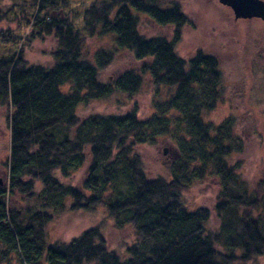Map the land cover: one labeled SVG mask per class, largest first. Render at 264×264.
Here are the masks:
<instances>
[{"label":"trees","instance_id":"16d2710c","mask_svg":"<svg viewBox=\"0 0 264 264\" xmlns=\"http://www.w3.org/2000/svg\"><path fill=\"white\" fill-rule=\"evenodd\" d=\"M65 2L32 0L31 37L57 41L52 67L29 65L22 52L0 57V106L11 111L8 182L0 185V263L14 255L21 264H251L264 258V177L251 185L234 163L243 151L235 117L216 126L205 120L224 99L223 72L217 59L201 51L190 59L178 56L182 30L190 25L180 4L97 0L85 12L84 30L111 35L114 46L90 60L82 30L60 14ZM12 10L0 8V23ZM143 19L173 28L172 39L144 35ZM0 42L14 43L2 35ZM122 52L138 69L105 81ZM147 79L167 91L150 117L141 118L137 109L82 115V107L115 95L136 96ZM172 136L181 156L169 165V180L150 178L139 148ZM84 168L80 187L56 176L69 178ZM207 177L220 183L213 212L190 211L183 195ZM15 194L32 205L9 208ZM68 207L105 208L117 229H132V244L124 254L112 250L98 226L50 244L47 225ZM212 214L217 229L211 228Z\"/></svg>","mask_w":264,"mask_h":264},{"label":"rangeland","instance_id":"374dc122","mask_svg":"<svg viewBox=\"0 0 264 264\" xmlns=\"http://www.w3.org/2000/svg\"><path fill=\"white\" fill-rule=\"evenodd\" d=\"M97 0H66L60 9L63 18H68L76 29L84 34V54L91 60L101 51L114 46L113 37L99 31L91 36L84 30V16ZM180 4L188 16L190 25L182 30V39L176 52L183 59L192 58L198 51L218 60L224 77V99L217 108L206 116V121L214 126L229 117L238 122V133L243 140V151L234 157V163L242 167L246 182L252 185L264 177V21L260 19L236 20L233 11L220 4L219 0H168ZM264 1V0H263ZM20 5L18 7H14ZM0 8L13 10L7 19L0 23V35L12 37L14 43L0 42V57L22 52L23 59L29 65L50 68L54 65L53 53L57 50V41L51 35L32 38L28 22L36 15L32 0H0ZM141 32L147 37L161 36L169 40L173 37V28H162L143 19ZM29 38V39H27ZM27 41H26V40ZM24 40V42H23ZM128 52H122L118 59L105 71L103 79L112 81L129 70L138 69ZM68 86L62 89L67 90ZM167 98L165 88H157L147 79L144 87L134 97L115 95L104 101L82 107V115H124L137 109L141 118H148L154 113L155 105ZM10 110L0 106V181L7 185L10 158ZM174 120V119H173ZM175 121V120H174ZM179 135H183V124L177 121ZM145 170L150 178L162 177L169 180L168 167L181 155L177 139L160 138L155 144L139 148ZM86 168L69 178L56 173L60 182L72 187H80L85 177ZM1 185V186H2ZM41 186L37 185L36 190ZM220 193L217 178L207 177L195 183L185 195L183 202L190 211L207 208L213 212ZM32 202L19 194L11 195L8 207L25 211ZM71 205V202L69 203ZM211 228L217 229L218 222L214 215ZM100 227L102 235L112 250L124 254L125 247L132 244L134 233L130 227L119 230L109 218L105 208L73 212L68 209L56 215L47 225L50 244L69 242L79 237L84 231ZM0 264H21L17 255ZM251 264H264L260 258Z\"/></svg>","mask_w":264,"mask_h":264},{"label":"water","instance_id":"95a60500","mask_svg":"<svg viewBox=\"0 0 264 264\" xmlns=\"http://www.w3.org/2000/svg\"><path fill=\"white\" fill-rule=\"evenodd\" d=\"M219 3L230 8L236 20L260 19L264 21L263 0H219Z\"/></svg>","mask_w":264,"mask_h":264}]
</instances>
